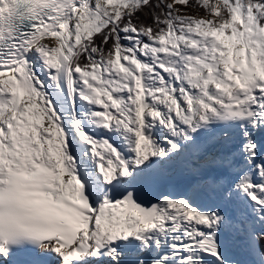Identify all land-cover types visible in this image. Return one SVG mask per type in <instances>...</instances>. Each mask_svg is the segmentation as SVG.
<instances>
[{
  "label": "snow or ice",
  "instance_id": "1",
  "mask_svg": "<svg viewBox=\"0 0 264 264\" xmlns=\"http://www.w3.org/2000/svg\"><path fill=\"white\" fill-rule=\"evenodd\" d=\"M0 264H264V0H0Z\"/></svg>",
  "mask_w": 264,
  "mask_h": 264
},
{
  "label": "rangeland",
  "instance_id": "2",
  "mask_svg": "<svg viewBox=\"0 0 264 264\" xmlns=\"http://www.w3.org/2000/svg\"><path fill=\"white\" fill-rule=\"evenodd\" d=\"M177 7L181 8L182 9V12H186V13H189V14H199V15H204L205 13L197 8V7H194V6H191L190 4H188L187 8H185L183 5L181 4H178ZM237 255H239V250L237 249Z\"/></svg>",
  "mask_w": 264,
  "mask_h": 264
},
{
  "label": "trees",
  "instance_id": "3",
  "mask_svg": "<svg viewBox=\"0 0 264 264\" xmlns=\"http://www.w3.org/2000/svg\"><path fill=\"white\" fill-rule=\"evenodd\" d=\"M189 4L191 6H194L193 3H189ZM197 8L201 9L204 12V10L202 8H200V7H197ZM145 11H147L149 13V15L147 17L144 15L143 12L137 13V15L140 16L141 20H146L148 23H151V15H150L151 10L150 9H146Z\"/></svg>",
  "mask_w": 264,
  "mask_h": 264
},
{
  "label": "bare ground",
  "instance_id": "4",
  "mask_svg": "<svg viewBox=\"0 0 264 264\" xmlns=\"http://www.w3.org/2000/svg\"><path fill=\"white\" fill-rule=\"evenodd\" d=\"M182 186V185H181ZM181 186H178V187H176L175 189L177 190V191H179L180 190V188H181ZM168 188H166V189H162V191H165V190H167Z\"/></svg>",
  "mask_w": 264,
  "mask_h": 264
}]
</instances>
